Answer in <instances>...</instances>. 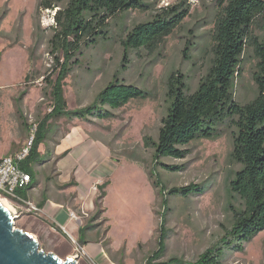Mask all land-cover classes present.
Here are the masks:
<instances>
[{"label":"rangeland","instance_id":"374dc122","mask_svg":"<svg viewBox=\"0 0 264 264\" xmlns=\"http://www.w3.org/2000/svg\"><path fill=\"white\" fill-rule=\"evenodd\" d=\"M42 1L46 0H0V157L19 152L53 109L50 83L58 76L57 63L65 62L64 53L57 44L56 49L52 45L54 18L67 1L55 3L53 10L39 9ZM225 1L188 0L190 16L154 53L125 51L123 42L134 27L153 22L167 8L186 5L183 0H145L147 10L129 11L109 21L108 40L82 46L76 57L79 64L64 82L69 112L94 103L116 77L150 93L148 99H135L113 111L114 119L91 118L88 122L97 124V167L103 169L97 178V227L107 226L102 232L106 237L111 229L110 241L115 249L125 250L121 252L127 253V264H145L158 249L163 218L167 231L164 259L195 261L231 229L235 211L245 209L231 191V182L241 170L232 159L236 131L232 125L222 127L216 140L192 142L186 147L190 150L186 158H163L160 165H156L155 150L144 145L145 136L158 140L170 106L171 76L183 79L192 94L208 75L215 60L214 30L223 17ZM263 27L258 19L253 28L258 38L263 37ZM256 65L252 49L247 48L234 88V100L240 105L259 94ZM65 119L70 120H50L58 136L67 131ZM108 164L113 168L110 172ZM163 165L180 169L167 171ZM157 182L166 187V194L190 184L205 192L187 198L167 197L170 210L166 212ZM31 215L21 214L16 228L35 237L46 253L64 255L68 250L65 240L48 222ZM224 264H264V231L244 244L242 252L228 253Z\"/></svg>","mask_w":264,"mask_h":264},{"label":"trees","instance_id":"16d2710c","mask_svg":"<svg viewBox=\"0 0 264 264\" xmlns=\"http://www.w3.org/2000/svg\"><path fill=\"white\" fill-rule=\"evenodd\" d=\"M64 1H42L39 9L53 10L55 3ZM66 1L65 9L58 10L54 18L57 25L52 45L55 47L57 44L58 51L64 53L65 62L57 63L59 66L55 73L59 70L58 76L50 83L53 109L39 123L31 153L21 164L31 177L32 167L42 162L39 147L46 141L51 119L79 118L85 122L91 118L114 119L113 111L122 109L135 99L150 97V93L116 77L98 94L94 103L73 112L67 110L64 82L79 64L76 57L82 46L89 47L108 40L109 21L118 15L133 10L145 11L148 7L145 0ZM187 1L182 2L185 6L181 4L163 10L153 22L134 27L123 42L125 51L146 49L154 53L163 39L190 16L191 7ZM225 3L223 17L214 30L215 60L208 75L192 94L188 93V85L183 79L171 76L168 83L170 106L158 140L145 136L144 145L155 150L156 165H160L163 158H186L190 154L186 147L192 142L216 140L222 135V127L232 125L236 129L232 159L241 165V170L231 182V191L244 202L245 209L235 211L231 229L195 261L178 257L164 259L167 231L163 228L166 223L163 218L158 249L147 257L145 264H224L228 253L242 252L244 244L264 231V34L258 38L253 31L258 19L264 26V0H226ZM247 48L252 49L257 59L254 80L259 94L252 102L240 105L234 100V88ZM163 168L167 171L180 169L167 165ZM155 184L163 195L162 207L166 212L170 210L168 198H187L205 192L201 186L190 184L174 187L166 194L165 186L158 182ZM18 193L23 195L21 191Z\"/></svg>","mask_w":264,"mask_h":264},{"label":"crops","instance_id":"0c3cea01","mask_svg":"<svg viewBox=\"0 0 264 264\" xmlns=\"http://www.w3.org/2000/svg\"><path fill=\"white\" fill-rule=\"evenodd\" d=\"M65 121L67 131L61 136L50 126L39 147L42 162L32 167V183L21 191L23 199L33 203L40 210L36 216L67 243L61 259L78 256V264H127V253L121 252L125 250L115 249L110 241L111 229L106 237L102 232L107 226L97 227V178L103 171L97 167V124ZM107 167L113 170L111 164ZM71 212L80 220L71 218Z\"/></svg>","mask_w":264,"mask_h":264},{"label":"water","instance_id":"95a60500","mask_svg":"<svg viewBox=\"0 0 264 264\" xmlns=\"http://www.w3.org/2000/svg\"><path fill=\"white\" fill-rule=\"evenodd\" d=\"M17 219L0 204V264H78V256L63 260L40 249L31 234L16 228Z\"/></svg>","mask_w":264,"mask_h":264},{"label":"built area","instance_id":"2783aa9c","mask_svg":"<svg viewBox=\"0 0 264 264\" xmlns=\"http://www.w3.org/2000/svg\"><path fill=\"white\" fill-rule=\"evenodd\" d=\"M33 141L34 136L19 152L0 160V197L15 204L12 205L14 217H19L21 214L38 215L40 213L33 203L25 201L18 193L32 183L31 174L24 171L21 164L29 157ZM70 217L77 221L80 220L74 212L70 213Z\"/></svg>","mask_w":264,"mask_h":264},{"label":"bare ground","instance_id":"6f19581e","mask_svg":"<svg viewBox=\"0 0 264 264\" xmlns=\"http://www.w3.org/2000/svg\"><path fill=\"white\" fill-rule=\"evenodd\" d=\"M0 204L3 205L9 212H11L13 214L14 207H12V205H11V203L9 201H7L4 198H0Z\"/></svg>","mask_w":264,"mask_h":264}]
</instances>
